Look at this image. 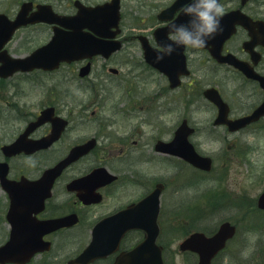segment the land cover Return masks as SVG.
<instances>
[{
	"label": "flooded vegetation",
	"instance_id": "flooded-vegetation-1",
	"mask_svg": "<svg viewBox=\"0 0 264 264\" xmlns=\"http://www.w3.org/2000/svg\"><path fill=\"white\" fill-rule=\"evenodd\" d=\"M108 1L0 0V14L14 20L27 3L28 16L47 6L73 17L78 4L89 8ZM124 1L119 27L104 23L100 35L92 33L103 42L86 44L100 51L61 62L53 71L0 76V244L12 235L16 241L49 244L28 260L6 264H77L97 228L103 230L98 236L106 253L87 264H116L146 240L148 232L140 224L151 212L140 204L157 190L156 247L126 263L159 264L161 255L163 264H201V254L215 247L206 238L228 222L235 233L209 264H264V0H219L225 18L208 47H176L159 62L158 51L170 43L164 31L186 5L170 22L157 16L175 0L156 8L155 18L129 23ZM56 26L37 21L16 31L0 49V66L5 52L26 57L48 45ZM228 29L232 33L224 38ZM156 31L163 32L157 37ZM34 75L57 84L30 119L22 109L20 79L33 81ZM44 110L49 111L46 121L34 125ZM22 136V146L8 148ZM51 137L49 147L36 149ZM187 142L211 160V170L183 158L181 145ZM39 157L46 161L35 162ZM70 157L47 196L38 181ZM197 180L218 183L217 190L208 188L200 207L189 196L200 185ZM166 194L185 200L168 204ZM203 206L211 217L231 214L214 223L196 218L191 210ZM197 233L205 238L189 242ZM114 239H120L119 247L110 251Z\"/></svg>",
	"mask_w": 264,
	"mask_h": 264
},
{
	"label": "water",
	"instance_id": "water-1",
	"mask_svg": "<svg viewBox=\"0 0 264 264\" xmlns=\"http://www.w3.org/2000/svg\"><path fill=\"white\" fill-rule=\"evenodd\" d=\"M190 0H177L178 2H187ZM45 9L47 8H40L39 12H43L42 14L38 13L34 18L29 19L28 18V12L30 11V5L27 6V4L23 5L20 14L17 16L15 21H10L5 15H0V49L3 47V43H6L12 36V34L19 28H21L24 25H27L29 23H34L37 21H47L52 23H58L63 26L69 27L72 29V32H69L66 34L61 29H56V35L53 37V40L50 42L49 45L46 47H43L41 49H38L35 51L30 57L24 58V59H11L5 53L2 55L4 56V64L0 67V76L7 77L14 72L21 71V72H28L32 71L34 69H44V70H53L59 66V64L63 61H74L78 60L82 57H84L86 54L89 53V51H100L99 49H94V47H89V45H86L88 43H97L94 39H88L86 38L88 35L83 32V26L79 25L76 21V18H60V17H53V14H46L44 13ZM119 9H120V3L119 0H113L110 3H106L105 5L98 6L95 9H86L83 7H80V10L82 13H87L88 11H93L96 15L105 16L107 18H113L116 22L119 20ZM169 10L165 11L168 12ZM164 12V13H165ZM182 15H185L184 12ZM67 20H69L67 22ZM70 21L72 23H70ZM177 22V21H176ZM103 26V22H99L94 26V30L98 31L99 28ZM1 41H4L3 43ZM157 66V65H156ZM48 113V111H44L42 113V116L39 118L37 123H42L45 121V116ZM26 133H29V130H27ZM24 136L20 138L18 141V144L22 143ZM53 137L50 138V140H45V143H40L38 145L39 147L45 148L49 147L50 143L53 141ZM72 160L70 157L69 159L62 161L57 166L52 168L51 170H48L46 172V177L51 178V181L55 180V178L60 175L63 168ZM194 160V159H193ZM192 160V161H193ZM196 162V163H195ZM195 163L198 167L202 168V166L205 169H209V165L202 164L200 159H195ZM160 195V191L158 190L154 194H152L149 199L144 201L142 203L143 207L149 208L151 213H153L150 216V222L145 223V226H148V231H150L153 228V232L151 235H149V239L137 250L133 252V256H136L138 259H142L144 255L142 253L143 246L148 242L151 243L152 239L155 240L157 236V226H156V218H157V212H158V198ZM264 203V201H262ZM153 203V204H152ZM152 205L153 207H149ZM148 205V206H145ZM156 211V212H155ZM234 229L230 227V224L226 223L222 226L219 233H217L211 241H213L214 246L216 247V251L219 250L221 247H223L224 243L228 239V237L231 236ZM195 237V236H194ZM196 237H200V235H196ZM17 244L14 242L8 243L5 247L0 249V261H11V262H17L18 256L15 254ZM94 246V243H93ZM89 248L85 254L81 257L82 261L91 259L93 257H96L98 255V249L97 248ZM143 254V255H142ZM153 258V257H150ZM159 264H162L161 256H159Z\"/></svg>",
	"mask_w": 264,
	"mask_h": 264
},
{
	"label": "rangeland",
	"instance_id": "rangeland-1",
	"mask_svg": "<svg viewBox=\"0 0 264 264\" xmlns=\"http://www.w3.org/2000/svg\"><path fill=\"white\" fill-rule=\"evenodd\" d=\"M170 1L171 0H125L124 1V13L127 16L126 20L129 23H139L138 21L136 22V20H139L141 16L145 19L152 18L154 17L156 8L157 9L162 8L164 4L169 3ZM144 4L146 7L145 9L141 8V6ZM33 77H36V79L33 81H31L32 79L25 77V76L21 77L20 79L22 81L20 83V91H21L20 100L22 101V106L25 108V109L24 108L22 109L28 113L27 114L28 116L26 117L30 119L33 117V115H35L36 112L39 111V109L45 103L49 101L48 94L51 92H56L54 86L57 84V83H54L53 81L49 82L47 80V77H44V76L39 77V75L37 76L34 75ZM167 113L168 112H166V115ZM20 121L24 122V120H20ZM167 122H169V120ZM40 161L45 162L46 160H44L43 157H39L38 159H36L35 162L40 163ZM44 165L45 164L42 165L41 169L44 168L43 167ZM209 181L210 183H207V182L204 183V181L202 182L201 180H197V182H199L200 185H197L195 190H193L192 192H189L190 198H193L195 196L194 201L192 203L196 204L198 207H200V204L204 205V203L207 202L208 188L211 190H215L216 188L217 190L218 183L216 182V180L215 181L209 180ZM184 200H185V196H182L179 199H175L171 197L169 194H166V197H165V201L168 204L183 202ZM168 208L169 207H166V209ZM169 209H172V208H169ZM191 212L192 214H195V215L200 214L201 215L200 219L207 218L209 221H211L212 219L213 221L212 223H214V220L217 217H220V220H223L224 218L229 216V214H231L230 211L229 213L220 211L214 217H211V215H209V209L207 206L206 207L203 206V208L201 207V208H198L197 210L195 209L191 210ZM183 218L185 217L183 216ZM203 224L205 226L207 224H210V222L206 223V221H204Z\"/></svg>",
	"mask_w": 264,
	"mask_h": 264
},
{
	"label": "clouds",
	"instance_id": "clouds-1",
	"mask_svg": "<svg viewBox=\"0 0 264 264\" xmlns=\"http://www.w3.org/2000/svg\"><path fill=\"white\" fill-rule=\"evenodd\" d=\"M183 12L191 17L186 25H171L168 39L170 43L162 45L158 51L157 62L172 55L176 47L199 49L206 46L208 39L214 37L220 29V19L224 8L219 0H192ZM175 45V47H174Z\"/></svg>",
	"mask_w": 264,
	"mask_h": 264
},
{
	"label": "bare ground",
	"instance_id": "bare-ground-1",
	"mask_svg": "<svg viewBox=\"0 0 264 264\" xmlns=\"http://www.w3.org/2000/svg\"><path fill=\"white\" fill-rule=\"evenodd\" d=\"M232 33V31L230 30L228 33H226V34H231ZM126 226H124L123 228H125Z\"/></svg>",
	"mask_w": 264,
	"mask_h": 264
},
{
	"label": "trees",
	"instance_id": "trees-1",
	"mask_svg": "<svg viewBox=\"0 0 264 264\" xmlns=\"http://www.w3.org/2000/svg\"><path fill=\"white\" fill-rule=\"evenodd\" d=\"M199 218V217H198Z\"/></svg>",
	"mask_w": 264,
	"mask_h": 264
}]
</instances>
